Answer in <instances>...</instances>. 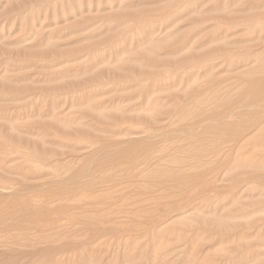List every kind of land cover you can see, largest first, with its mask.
Masks as SVG:
<instances>
[{
    "label": "rangeland",
    "instance_id": "obj_1",
    "mask_svg": "<svg viewBox=\"0 0 264 264\" xmlns=\"http://www.w3.org/2000/svg\"><path fill=\"white\" fill-rule=\"evenodd\" d=\"M261 13L0 0V264H264Z\"/></svg>",
    "mask_w": 264,
    "mask_h": 264
},
{
    "label": "bare ground",
    "instance_id": "obj_2",
    "mask_svg": "<svg viewBox=\"0 0 264 264\" xmlns=\"http://www.w3.org/2000/svg\"><path fill=\"white\" fill-rule=\"evenodd\" d=\"M251 5H252V4H251ZM251 5H250V6H251ZM256 14H257V13H256ZM256 14H255V15H256ZM261 14H262V13H261ZM250 15H251V14H250ZM250 15H249V16H250ZM262 15H264V14H262ZM244 16H245V15H244ZM249 16H247V17H249ZM258 16H259V15H258ZM238 17H239V16H238ZM250 17H251V16H250ZM250 17H249V18H250ZM252 17H253V14H252ZM259 17H260V16H259ZM259 17H257V18H259ZM261 17H262V16H261ZM254 18H255V17H254ZM254 18H251L250 20L247 18V21H250V25H253V24H254V22H252L253 24H251V20L257 22V21H256L257 18H255V20H254ZM239 21H240V20H239ZM243 21H244V20H243ZM262 21H263V19H262ZM240 22H241V21H240ZM242 23H243V22H242ZM242 23H241V24H242ZM258 24H259V23H258ZM244 25H245V22H244ZM246 25H247V23H246ZM246 25H245V26H246ZM248 26H249V25H247V27H248ZM250 27H251V26H250ZM251 28H253V26H252ZM251 28H249V29H251ZM254 28H255V26H254ZM254 28H253V29H254ZM153 29H154V28H153ZM261 29H262V28H261ZM256 30H257V29H256ZM256 30H255V31H256ZM258 30H260V29H258ZM155 31H156V30H155ZM262 31H263V29H262ZM260 32H261V31H260ZM253 35H255V33H254ZM256 35H257V34H256ZM258 35H259V32H258ZM224 36H225V35H224ZM226 37H227V36H226ZM255 38H257V36H256ZM258 38H259V37H258ZM260 40H261V39H260ZM260 42H261V41H260ZM231 43H232V42H231ZM231 43H229V44H231ZM237 43H238V42H237ZM237 43H236V44H237ZM180 44H181V43H180ZM259 44H260V43H259ZM181 45H182V44H181ZM182 50H183V49H182ZM188 51L190 52V50H188ZM176 53H177V51H176ZM231 53H232V52H231ZM241 53H242V52H241ZM227 54H228V52H227ZM227 54H226V55H227ZM221 55H222V54H221ZM224 55H225V54H224ZM228 55H229V54H228ZM222 57H223V56H222ZM243 59H244V58H243ZM245 59H246V58H245ZM247 60H248V59H247ZM245 61H246V60H245ZM243 63H244V62H243ZM238 64H239V63H238ZM246 64H247V62H246ZM195 66H197V65H195ZM195 66H193V67L195 68ZM236 66H237V65H236ZM198 69H199V68H198ZM203 70H204V69H203ZM195 71H196V70H194V72H195ZM209 71H210V69H209ZM204 72H206V71H204ZM189 73H190V72H189ZM191 75H192V74H191ZM200 75H201V74H200ZM205 75H206V74H205ZM207 76H208V75H207ZM262 77H263V76H262ZM262 77H261V78H262ZM204 78H205V77H204ZM258 78H259V77H258ZM263 78H264V77H263ZM254 79H255V78H254ZM257 80H258V79H257ZM260 80H261V79H259L258 84H256V85H258L257 88H256V89H253L252 92H249V94L251 93L252 95H250V96L248 97V101L251 100V102H253V103H256L257 101H259V102H260V101H261V102H264V80H262L261 82H260ZM245 81H246V80H245ZM86 83H87V82H86ZM250 83H251V82H250ZM79 84H80V83H79ZM84 84H85V83H84ZM254 84H255V83H254ZM80 85H81V84H80ZM78 86H79V85H78ZM27 89H29V88H27ZM31 90H32V89H31ZM23 91H24V90H23ZM25 91H26V90H25ZM25 91H24V92H25ZM26 92H27V91H26ZM245 92H246V91H245ZM169 95H170V93H169ZM13 96H14V95H13ZM25 96H27V95H25ZM172 96H173V95H172ZM20 98H21V97H20ZM22 98H23V97H22ZM23 99H24V98H23ZM23 99H22V100H23ZM156 99H158V98H156ZM156 99H155V100H156ZM17 100H18V99H17ZM243 100H244V99H243ZM150 101H151V98H150ZM157 101H158V100H157ZM155 102H156V101H155ZM241 103H242V100H241ZM248 103H249V102H248ZM233 105H234V104H233ZM248 107H249V106H248ZM257 108H258V105H257ZM260 108H261V107H260ZM160 109H161V108H160ZM160 109H159V110H160ZM263 109H264V107H263ZM163 110H164V109H163ZM163 110H162V111H163ZM258 110H259V108H258ZM165 111H166V110H165ZM220 112H221V111H220ZM160 113H161V112H160ZM222 113H223V111H222ZM260 114H261V113H260ZM260 114H259V115H260ZM162 115H163V113H162ZM217 115L219 116V114H217ZM217 115H216L215 117H218ZM229 115H230V113L228 114V116H229ZM235 115L237 116V114H235ZM235 115H234V113H233V116H235ZM241 115H242V114H241ZM168 116H169V115H168ZM228 116H226V118H227ZM254 117H255V116H254ZM258 117H259V116H258ZM120 118H121V117H120ZM166 118H167V117H166ZM222 118H223V117H222ZM222 118H221V119H222ZM125 119H126V118H125ZM206 120L209 121V119H205V121H206ZM210 120H212V118H210ZM12 121H13V119H12ZM217 121H218V120H217ZM5 124H7V123H5ZM2 125H3V124H2ZM188 125H189V124H188ZM223 125H225V123H224ZM8 126H9V125H8ZM6 127H7V125H6ZM6 127H5V128H6ZM13 127H15V126H13ZM18 127H19V125H18ZM22 128H23V127H21V129H22ZM183 128H184V129H187V128H185V127H183ZM6 129H7V128H6ZM192 129H193V128H192ZM8 130H9V129H8ZM11 130H14V129L12 128ZM16 130H17V129H16ZM19 130H20V129H19ZM5 131H6V130H5ZM20 131H21V130H20ZM1 132H3V131H1ZM22 132H23V131H22ZM27 132H28V131H27ZM8 133H10V132L8 131ZM118 133H119V132H118ZM239 133H240V132H239ZM1 134H2V133H1ZM14 134H15V133H14ZM17 134H18V133H17ZM216 134H217V133H216ZM19 135H20V134H18V136H19ZM68 135H69V134H68ZM15 137H16V136H15ZM19 138H20V136H19ZM17 140H18V139H17ZM97 141H98V140H97ZM196 141H197V140H196ZM100 142H101V141H100ZM199 143H200V142H199ZM202 143H203V142H202ZM31 144H32V143H31ZM24 146H25V145H24ZM110 146H111V145H110ZM207 146H208V145H207ZM207 146H206V147H207ZM211 146H212V145H211ZM4 147H5V145H4ZM4 147H2V148H4ZM108 147H109V146H108ZM188 147H189V146H188ZM204 147H205V146H204ZM206 147H205V148H206ZM195 148H197V147H195ZM209 148H210V147H209ZM233 148H234V147H233ZM29 149H30V148H29ZM202 149H203V148H202ZM211 149H212V148H211ZM213 149H214V148H213ZM9 150H10V149H9ZM193 150H194V149H193ZM94 151H95V150H94ZM187 151H188V150H187ZM236 151H237V150H236ZM42 152H43V151H42ZM95 152H96V151H95ZM200 152H201V151H200ZM15 153H16V152H15ZM47 153H48V152H47ZM192 153H193V152H192ZM213 153H214V152H213ZM12 154H13V153H12ZM25 154H26V153H25ZM30 154H32V153H30ZM20 155H21V154H20ZM20 155H19V156H20ZM23 156H24V158H25V156H27V155H23ZM28 156H29V155H28ZM28 156H27V158H28ZM29 157H30V156H29ZM32 157H33V156H32ZM48 157H49V156H48ZM180 157H181V156H180ZM193 157H195V156H193ZM3 158H4V157H3ZM14 158H15V157H14ZM34 158H35V157H34ZM200 158H201V157H200ZM20 159H21V158H20ZM22 159H23V158H22ZM195 159H196V158H194V160H195ZM198 159H199V158H198ZM0 160H1V162L3 161L2 159H0ZM5 160H6V159H5ZM17 160H18V159H17ZM30 160H31V157H30ZM259 160H260V159H259ZM259 160H258V161H259ZM20 161H21V160H20ZM26 161H27V160H26ZM172 161H173V160H172ZM181 161H182V160H181ZM199 161H200V160H199ZM260 161H261V160H260ZM8 162H9V161H8ZM11 162H12V161H11ZM16 162H17V161H16ZM174 162H175V161H174ZM174 162H172V163H174ZM178 162H179V160H178ZM205 162H206V161H205ZM235 162H236V160H235ZM235 162H234V164H235ZM239 162H240V160H239ZM2 163H3V162H2ZM6 163H7V162H6ZM20 163H21V162H20ZM31 163H32V162H31ZM36 163H37V162H36ZM175 163H176V162H175ZM237 163H238V160H237ZM237 163H236V164H237ZM261 163H262V162H260L259 164H261ZM8 164H9V163H8ZM10 164H11V163H10ZM176 164H177V163H176ZM239 164H240V163H239ZM248 164H249V166H250V165H252V166H255V165H256V166H257L258 163H256V162L253 161V160H251V162H250V160H249ZM1 165L5 166L6 164L3 163V164H1ZM21 165H22V164H21ZM26 165H27V164H26ZM31 165H32V164H31ZM187 165H188V164H187ZM201 165L203 166V163H201ZM261 165H263V164H261ZM9 166H10V165H9ZM33 166L35 167V165H33ZM33 166H31L30 168L32 169ZM185 166H186V165H185ZM235 166H236V165H235ZM258 166H259V165H258ZM16 167H17V166H16ZM34 167H33V168H34ZM183 167H184V166H183ZM186 167H187V166H186ZM190 167H191V166H190ZM25 168H26V167H25ZM35 168H36V167H35ZM184 168H185V167H184ZM256 168H257V167H256ZM20 169H21V168H20ZM28 169H29V168H28ZM203 169H204V168H203ZM2 170H3V169H2ZM12 170H13V169H12ZM33 170H34V169H33ZM178 170H179V169H178ZM196 170H197V169H196ZM4 172H5V171H4ZM32 173H33V172H32ZM10 174H11V173H10ZM24 174H25V173H24ZM169 174H172V173H169ZM173 175H174V174H173ZM171 176H172V175H171ZM171 176H169V177H171ZM174 176H175V175H174ZM182 176H183V175H182ZM193 176H194V174H193ZM172 177H173V176H172ZM175 177H176V176H175ZM248 177H249V176H248ZM256 177H257V176H256ZM192 178H193V177H192ZM174 179H175V178H174ZM202 179H204V178H202ZM240 179H241V178H240ZM247 179H248V178H247ZM176 180H177V179H176ZM205 180H206V179H205ZM250 180H253V179H250ZM200 181H201V180H200ZM201 183H202V182H201ZM205 183H206V182H205ZM249 183H250V182H249ZM12 186H14V185H12ZM4 188H5V187H4ZM16 189H17V188H16ZM16 189H15V190H16ZM18 190H19V189H18ZM13 191H14V189H13ZM20 191H21V190H20ZM15 192H16V191H15ZM18 192H19V191H18ZM204 199H205V198H204ZM237 211H238V210H237ZM221 222H222V221H221ZM223 223H224V222H223ZM219 224H220V222H219ZM257 230H258V229H257ZM243 232H244V231H243ZM255 240H256V239H255ZM252 242H253V241H252ZM256 243H257V242H256ZM258 243H259V242H258ZM258 243H257V244H258ZM263 243H264V242H263ZM254 244H255V243H254ZM260 244H262V242H261ZM252 245H253V244H251V246H252ZM248 246H249V245H248ZM255 246H256V245H255ZM255 246H254V247H255ZM244 247H245V244H244ZM259 247H260V246H259ZM262 247H263V246H262ZM251 249H252V248H251ZM257 249H260V248H257V247H256V250H257ZM254 250H255V249H254ZM260 250H261V249H260ZM246 251H247V250H246ZM258 252H259V251H258ZM185 260H186V259H185ZM234 261H235V260H234ZM185 263H186V262H185ZM187 263H188V262H187Z\"/></svg>",
    "mask_w": 264,
    "mask_h": 264
}]
</instances>
